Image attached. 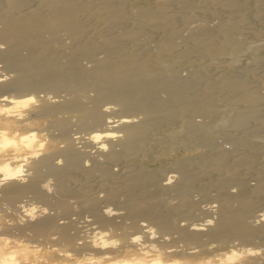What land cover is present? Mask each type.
Masks as SVG:
<instances>
[{
  "label": "bare ground",
  "instance_id": "6f19581e",
  "mask_svg": "<svg viewBox=\"0 0 264 264\" xmlns=\"http://www.w3.org/2000/svg\"><path fill=\"white\" fill-rule=\"evenodd\" d=\"M32 1L29 4L28 0H0V235L6 229L8 233L13 228L18 231L14 240H9V236L0 237V264H264V250L253 241L255 237L264 241V207L254 205L258 199L264 202V183L256 180L246 184L239 171L254 153L245 150L242 156H235L232 150L215 144V140V143L206 141L212 125L210 130L203 128L200 121L197 123L187 116L188 112L212 113L214 98L223 97L231 103L241 101L240 108L228 114L231 116L223 112V117L222 111L221 118L217 116L220 122L237 126L244 119L248 121L245 117L249 115L244 117L245 113L256 110L258 95L239 76L228 74L213 80L202 73L182 76L178 71L154 73L151 70L153 56L161 58L156 59L164 64L163 61L176 59L185 51L209 56L241 43L233 30L241 23L244 0H209L221 5L229 15L214 26L200 23L191 27L185 35L190 40L187 49L177 52H174L175 38L181 33L178 34L179 29L165 7L172 2L179 9H191V0H162L155 9L138 5L130 10L126 6L136 0ZM86 15L101 21L97 29L99 41L86 39L87 24L81 18ZM144 22L162 30L155 50L135 48L141 43L138 31ZM118 26L121 29L117 30ZM61 43L67 45V51ZM99 49L103 51L102 56L95 54ZM249 49L253 50L254 45ZM80 57L92 58V62L80 63ZM197 85L202 88L199 96L195 95ZM59 89L72 91L73 95L63 94L64 97L58 98ZM85 89L95 91L92 97L86 94L87 101L77 93L84 90V94ZM215 90L219 93L214 95ZM65 109L77 116L73 119V123L77 120L74 131L69 129L72 119L57 115ZM139 114L142 116L138 117ZM176 117L184 130H191L196 141L209 148L203 159L196 164L189 163L190 169L178 164L180 172L172 183L173 175L162 182L148 168L111 170L110 162L121 154L133 155L144 146L141 138L148 131ZM250 117L256 122V111ZM47 118L50 124H45L57 129L54 135L48 134L49 130L47 134L42 132L46 125L38 128L42 119ZM90 143L93 151L85 148ZM83 156L92 157L93 161L83 164ZM69 168L80 170L86 180L96 172L95 178L106 183L104 200H113L121 193L129 195V201L138 206L135 212H129L130 221L122 220V214L112 211L113 208H102L100 197L89 193L86 185L78 190L91 216L90 220H81L85 224L77 225L73 217H55L46 207L36 213L25 206L26 202L21 203V197L31 193L44 205L48 204L49 182L40 180L43 174L54 175L56 189L68 195ZM207 169L213 177L209 181L206 178L208 184L202 191L207 196V188L213 187L214 203L209 201L199 206L188 195V189ZM201 184L198 185L204 182ZM171 192L178 200L174 204L168 200L165 207L157 209V203L167 201L161 195ZM5 203L12 204L13 209L9 207V211L7 205L3 206ZM63 204L67 207L66 202ZM173 208L177 211L183 208L184 215L191 217L197 209L203 218L198 221L183 216L184 220L180 221ZM8 212L17 218L6 220ZM93 223L97 225L91 226ZM26 231L41 238L32 241L34 244L27 241L29 238L23 241L19 234L28 236ZM233 239L237 243L223 245Z\"/></svg>",
  "mask_w": 264,
  "mask_h": 264
},
{
  "label": "rangeland",
  "instance_id": "374dc122",
  "mask_svg": "<svg viewBox=\"0 0 264 264\" xmlns=\"http://www.w3.org/2000/svg\"><path fill=\"white\" fill-rule=\"evenodd\" d=\"M30 1L32 3H34V1H32V0H30ZM30 1L28 0L29 4H31ZM192 1H193V3H192ZM261 1L262 0H259L258 3H256L257 4L256 5L255 0H246V1L244 0V3L242 5L243 7L241 9L242 10L241 11V14H242L241 23H239L237 28H235L233 30V35H235L236 37L239 36L241 39V43L237 44V46L234 45L235 47L233 46L231 48L233 52L231 51V49H229L227 51L215 53L216 56L214 54L209 55V56L206 54H204V55L197 54L199 56H196L195 55L196 53H194L192 51H185L181 56L176 58L177 60L175 58H169V59L163 61L164 64L159 63L160 61H158V60H161V58H158V56L157 57L153 56L152 58H154V63L151 65V70L154 73H156V72L168 73L169 71H178L182 76L190 75V73L191 74L195 73V75H198V74L201 75V73H202V76H204V75H206L208 77L210 76V78L213 80H216V79L221 78V77H228V74H229V76L233 75V77L239 76L237 78H240L241 80L245 81L247 83V85L250 87L249 89L253 90L256 93V96L258 95L257 98L259 100L257 102L256 110L254 109V111H256V114L258 115V119L256 120V122H254L255 119H253V117H250V115L252 116V113H254L253 109L251 111L252 113L251 112H250V114L245 113L246 115H244V117L249 115V117L248 116L245 117V118H249V119H247L248 121H246V122L244 119V121L241 123V124H243L245 122L243 125L239 124L236 126L234 124H229L227 122L226 123L220 122V118H221V115L223 114V112H224V114L226 113V115L232 114L233 113V111H231L232 109H237V108H240V106H241V101H239V102L234 101L233 103H231L230 100H228L227 98L225 99L223 97L214 98V100L215 99L216 100L215 101L213 100L214 103L212 102V104L214 105V110L212 113L202 114L203 116L201 115V113H196V115H195V113H191V112L189 113L188 112V114H187V116H189V118H191V119L194 118L193 120H195V122L200 121L199 123H201L203 128H209V130H210V126L212 125V127H211L212 130L210 131L211 135L205 138L206 141H210L213 143H215V141H216L215 144H217L220 147L222 146L224 148L232 150L233 151L232 154L234 153L235 156H242L243 153L245 152V150L246 151L249 150L250 152H252L251 154L254 153L253 156H251L250 159L247 161V163L245 165H243L244 168L241 167L239 170V171H241L240 175L242 176V180L246 184L248 182L254 183V181H256V180L264 183V181H263L264 180V171H263L264 169H262L264 167V163H263L264 162V98H263L264 97V11H263L264 10V8H263L264 7V1H262V2ZM161 2H162V0H136V1L128 3L126 8L128 10H130V8H134L135 6L139 5V6H144V7L146 6L149 9H155L157 6H159V4ZM190 2H191V5L193 6V8L191 7V9H184V8L179 9L172 2L167 3L170 7L167 4L165 7L167 12L169 14H171V16H172L174 26H176L177 29H179L178 34L181 33L180 35H177V37L175 38L176 45L174 47V52L182 51V50L184 51L187 49V46L190 43L188 41H190V40L188 38H186L185 35L188 34L189 29L191 27H193L196 24H200V23L206 24L207 26H214L215 23H219L222 20H225L227 18V16L229 15V14H227V12L223 11L221 5L219 6L218 3H216V5H215V3H213L212 1H209V0H207V1L206 0H191ZM169 3L172 5V7ZM213 4H214V6H213ZM212 7H214V8H212ZM81 18L87 24L86 31H88V32L86 33V39L91 40V41L93 40V42L99 41V33H98L97 29L99 28V26H101V21L93 19V18L91 19L90 15H86L84 17L81 16ZM183 18L184 19L187 18L189 21L188 20H186V22L181 21V20H183ZM203 22H205V23H203ZM126 23L127 22H124L125 26H126ZM119 26L117 27V30L121 29V27L123 25L120 28H119ZM161 31L162 30H160V28H158L157 26H153L150 23H147V22H144V24L142 23L139 26V31H138L139 39H140L141 43L138 46H135L137 51H139V50L141 51V49H138V48H142V47H147V48L150 47V49L155 50L158 38L161 35ZM181 37H183V38H181ZM55 44L56 43H54L53 45L55 46ZM61 45H62V48L64 49V51L68 50L67 45L62 44V43H61ZM253 45H254V49H253ZM245 46H246V49H244ZM255 46H257V47H255ZM241 47H242V49H241ZM249 47L252 48L254 51L249 49ZM65 49H67V50H65ZM21 52L25 53V51H23V50ZM95 54L97 56H100V55L102 56L103 51L101 49H99V52L97 51ZM211 56H213V58ZM79 59L82 60V61L79 60L80 63H83V62L85 63L87 61L89 64V62L90 63L92 62V60H91L92 58H89V57H84V58L80 57ZM64 60H66V59H63V61ZM0 65H2L1 62H0ZM59 90H61V89H59ZM68 91L69 90H65V92H64L63 90H61L58 93L57 92H55V93H57V95L60 94L58 96V98H62L64 96L69 97V96L73 95L72 91H69V92ZM78 91L80 92L81 90H77V93L79 96L82 95L81 98L84 101H87L89 99V97H92L95 94V91H92V89L90 91L88 89H85L84 94H83L84 90H82L80 92L81 94H79ZM70 92H71V94H69ZM201 93H202V88L200 87V85H197L195 88V95L199 96ZM216 93H219V92H217L215 90V92L213 94L215 95ZM50 94L52 95L53 93H50ZM63 94H64V96H62ZM260 96H262V97H260ZM83 97H85V98H83ZM228 106L230 109L228 108ZM118 107H119L118 105L114 106V108L116 110ZM215 108H216V110H215ZM65 110L66 111L61 110V112L62 111L63 112L57 113V115L60 114L62 116L68 117L70 120L72 119L70 121V125H69L70 128L69 129L74 131V129L76 128V125H77V124H75L77 122V120L75 119V123H73V121H74L73 119L77 116L76 115L74 116L73 111L70 112V110H68V109H65ZM223 110H225L226 112ZM221 111H222V114H221ZM71 114H72V116H71ZM219 114H221V115H219ZM224 114L222 115L223 117H224ZM218 115L220 116V118H218L219 117ZM70 116L72 118H70ZM140 116H142V115L139 114L138 117H140ZM228 116H231V115H228ZM216 120H217V122H216ZM218 120L220 123H223V124H219ZM45 122L49 123L48 118L42 119L38 128L42 129L46 125V127H44L42 129L43 133L47 134V132L49 130L48 134H51L50 132H52L53 135L56 134L57 131H55V130H57V129L54 128V125H53V127H49L52 125H49L50 123L45 124ZM71 124H74V125H71ZM224 124H226V125H224ZM47 126L51 130L53 129L54 131H51ZM160 126L157 128H154L153 130L148 131L147 134L144 135L147 139L144 138V136L141 138V139H144L143 141L141 140V142L144 143L143 144L144 146L141 148H138L137 151H135V154H133V155L132 154H130V155L121 154L118 157V159L110 162L109 166H110L111 170L113 172H117L122 167L124 169L125 167H133V166H134L133 168H135V167L136 168L137 167L138 168H145V169L148 168L147 170H150L151 172L155 171L154 174L155 175L157 174L156 177L158 179L161 178L160 180L162 182H167L168 181L167 177L170 175H173V177L170 178V181H171L170 183H172V181H175L174 178L180 172L179 166L181 164L185 165L183 167H187L188 169H190L188 167L189 163L194 162V164H196L201 159H203V157H205L207 155L206 151H208L209 148L206 146V144L205 143H198L196 141V138H194V136L192 135L191 130H184L185 128L182 127L181 122L177 117L173 118L172 120H169L167 122H164L162 124V126L161 127ZM45 128H47V129H45ZM213 130H214V132H212ZM73 131H70V132H73ZM83 131H82V133H84ZM88 146L89 145L87 144V146L85 148L89 149L90 151L94 150V147H92L91 143H90V147H88ZM237 151H239V152H237ZM240 151H242V152H240ZM123 156H125V157H123ZM60 158L61 157L59 156L58 159H60ZM82 158H81V162L83 164L88 163V162L91 163V161H93L92 157H91L92 159L87 157V156H83ZM252 158H253V160H252ZM94 160H95V158H94ZM195 160H197V161H195ZM189 161H191V162H189ZM261 161H262V163H261ZM178 164H179V166H178L179 168L177 167ZM262 165H263V167H262ZM43 170H44V168H43ZM68 171H69V177H68V181H67V182H69L67 184L68 193H69L68 195H67L66 191H63L64 192V194H63L62 190L60 188H58V189L61 190V192L58 191V189H56L58 186L56 185V178H54V175L49 174V175H52L53 176L52 177V176H49V175L46 176L43 174L44 176L42 175V177H40L41 178L40 180L43 179L42 181L44 183L49 182V184H48L49 185L48 195L50 196L49 197L50 201H48L47 203L49 204L51 202L53 204L50 203V205H48V204L44 205L43 202L38 201L36 198H34L31 193H27V194L23 195L21 197V200H22L21 203L26 202L25 206H27L28 208L31 207L32 208L31 211L34 209L35 211H33V212L37 211L36 213H39L40 212L39 210H41V208L46 207V211L47 212L49 211L48 213L55 215V217H61V218H65V219H67L68 217H70V218L73 217L75 220L78 221L77 225L85 224L86 222L83 223L81 220H83V221H84V219L90 220L91 216L88 213L87 206L85 208L84 196H82L78 192V190L82 185H86L89 193L91 191V194L98 196V198L100 197L101 201L99 204L102 208H105V206H107L108 208H111V209L113 208L112 211L118 212L120 215L122 214L121 219L122 220L125 219L124 220L125 222H127L129 220V218H130L129 214L132 212H135L137 210L138 206H136V204L134 205L131 201H129V198H127V197H129V195H127L126 193H124V196L126 195L125 198L123 196V193H121V194L116 196L117 199L115 198L113 200H106V199L104 200V195H105L104 189H106L105 188L106 183H104V181L100 180V178H98V177H97L98 179L95 178L97 176L96 172L91 174L90 177H88L86 180L83 177L81 171L80 170L77 171V168H72V169L69 168ZM122 171L124 172V170H122ZM207 171H206L207 174H206V172L203 173V175H201V177H200L201 179L199 178V180L196 181V183L194 182V186L192 188L190 187L188 189V195L190 196L191 199L198 201L197 203L199 206L207 205L209 203V201H211L212 204L214 203L213 200L215 198V196H214V194H215L214 192H216L215 189L213 187H208L206 190L208 193L207 196H205L204 192L202 191L203 190L202 188H204V186H206L208 184V181L213 177V176H211V175H213L212 171H210L209 169H207ZM260 172L263 173V177L261 175L262 173L259 174ZM204 175H205V177H204ZM207 176H209V177H207ZM43 177H45V178H43ZM260 177L263 180H259ZM162 178H163V180H162ZM206 178L208 179V181H206L207 180ZM44 179H47V180H44ZM98 180H100V181L98 182ZM43 182L40 181V184ZM80 182H82L81 185H80ZM203 182H204V184H203ZM198 184L199 185L201 184L203 187L199 186ZM231 184H233V183H231ZM75 185L77 187H75ZM197 186H199L201 189L199 190ZM70 187H72V188H70ZM211 188H213V189H211ZM230 188L234 189V187L232 185L230 186ZM209 190H210V192H209ZM60 193H62L65 196H63ZM97 193H98V195H97ZM73 194H74V196H72ZM202 194H203V196H202ZM56 195H59V197L62 196L64 201H62V198H58V196L56 197ZM76 195L77 196L79 195V196L76 197ZM165 195H161V196L163 198L166 197V199H167L166 203L164 200H162V201H164V203L162 201H160L159 204L157 203V207H156L157 209L165 207V205L167 204V202L169 203V201H170V203L173 202L171 204H174L178 200L177 195L172 193V192L167 193ZM176 198H177V200H176ZM153 199H155V198L153 197ZM55 200H56V202L59 200L58 202L59 203L61 202L60 203L61 205H62V202L63 203L66 202L67 207H66V205H65V207H63L64 204L62 206L60 204H59L60 206L57 205L58 202L56 204ZM114 200H116V201L114 202ZM117 200H118V202H117ZM111 201H113V202H111ZM68 202H69V204H68ZM70 202H71V204H70ZM125 202H127V203L125 204ZM17 203L18 202L14 203V204H17ZM129 203H130V205L132 204L131 207L129 206ZM6 205H7L9 211L13 207L12 204H10V205L7 203L3 204V206H6ZM254 205H255V208H263L264 202L262 200L258 199V203L255 202ZM9 207H11V208L9 209ZM70 207H72V208H70ZM63 208L66 212H64ZM114 208H115V210H114ZM173 209H171L172 212L174 211L177 214V215L176 214L175 215L177 216V218H179L180 221L182 220L183 216H185L188 220H192V218H193V220H198V219L200 220L201 218H203V214L198 212L197 209H195L196 211L193 210L195 212V213H192V215L194 217L184 215L185 210L183 208L179 209L178 211L175 208H173ZM181 210L182 211L184 210V211L182 212ZM123 213H125V214H123ZM197 213H198V215H195ZM6 214L7 215H5V217H6V220H8V221L9 220L12 221L11 218H14V216L17 218V216L11 212H8ZM64 214H65V216H64ZM123 215H125V216H123ZM127 217H129V218H127ZM117 219H120V218L117 217ZM8 221H7V223H9ZM140 222H143V221L140 220ZM96 225H97V223H93L91 226H96ZM11 228H13V227H11ZM11 228H9V231L11 230ZM13 229H15V228H13ZM13 229H12L11 233L10 232L8 233V229H6L4 231V233H2L0 235V237H2V235H3V237L9 236L10 237V238L8 237L9 240H14V237H15V235L18 234L17 233L18 231L16 229L15 230H13ZM15 232H16V234H15ZM7 233L10 235L13 233L12 235H14V236L11 235L12 239H11V236L8 235ZM26 233H28L29 237L27 236V234L26 235L25 234H19V238L23 241H26L27 240L26 238H29V240H27V241H29L31 244L32 243L34 244L35 241H39L37 238H41V237H38L40 235H38V236L33 235V234L29 233V231L28 232L26 231ZM30 235H32L33 238L36 237L35 239H37V240H34ZM173 235H175V234H173ZM165 236H167V235H165ZM23 237L25 240L23 239ZM30 237H31V239H30ZM259 239L260 238L255 237L254 240L252 239L255 243L251 240V244L254 243L255 245H260V249L264 250V241L259 240ZM233 240L232 241L231 240L226 241L227 243L225 242V244H223V245H228V244L231 245V242L237 243L236 239H233ZM32 241H34V242H32ZM228 242H230V243H228ZM213 244H217V243L213 242ZM219 251H221V250H219ZM262 256H264V253L262 254ZM262 263H264V262H262Z\"/></svg>",
  "mask_w": 264,
  "mask_h": 264
}]
</instances>
